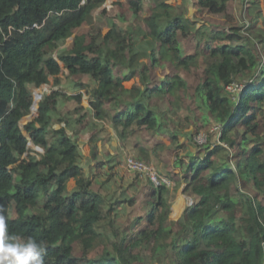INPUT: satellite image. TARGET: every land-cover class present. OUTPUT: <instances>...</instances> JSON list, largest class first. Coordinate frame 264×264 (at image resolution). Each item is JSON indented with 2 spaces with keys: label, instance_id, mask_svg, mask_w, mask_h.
Returning <instances> with one entry per match:
<instances>
[{
  "label": "trees",
  "instance_id": "1",
  "mask_svg": "<svg viewBox=\"0 0 264 264\" xmlns=\"http://www.w3.org/2000/svg\"><path fill=\"white\" fill-rule=\"evenodd\" d=\"M107 1L0 0V196L7 201L0 206L9 232L44 241L45 264H264V58L237 30L195 25L186 0H156L146 21L129 27L122 19L113 23L106 9L96 14ZM144 1L130 0L133 17L144 14ZM232 1L238 0H194L197 12L213 14H229ZM181 38H193L196 53L186 54ZM201 54L210 62L192 94L195 112L182 118L187 81L179 74L153 81L151 72L171 58L189 69ZM63 69L85 89L87 109L81 104L78 118L68 117L65 102L81 103L83 95L53 91L22 125L32 113L33 89ZM235 85L240 91L231 92ZM48 90L37 89L36 97ZM155 98L169 106L154 105ZM88 117L109 120L123 141L146 131L183 147L179 124L197 119L202 127L212 120L219 126L204 155L189 152L183 175L193 203L178 221L170 218L168 187L148 180L141 224L131 233L116 222L115 206L127 200L94 176L96 190L80 165L73 131L87 127ZM19 161L20 170L10 174Z\"/></svg>",
  "mask_w": 264,
  "mask_h": 264
},
{
  "label": "rangeland",
  "instance_id": "2",
  "mask_svg": "<svg viewBox=\"0 0 264 264\" xmlns=\"http://www.w3.org/2000/svg\"><path fill=\"white\" fill-rule=\"evenodd\" d=\"M186 2L187 16H191L195 25H212L214 28L222 29L229 33H232L231 30H237L248 39V43L254 44L256 53L264 58V2L256 4L253 0L232 1L229 3V14H213L206 10L199 13L194 0H186ZM168 3L177 4L181 3V0H168ZM144 5V14L133 17V13L130 10V0H109L104 3L101 9H98L96 14L102 9H106L113 19V23L121 25L120 19H122L126 27L130 25L137 26L141 22L146 21V17L150 15L156 5V0H145ZM78 34L79 32L68 38L67 44L72 42L74 36ZM181 42L186 54L196 53L197 45L193 38H181ZM243 42H246V39H243ZM209 62L210 58L205 54H201L198 61L193 62L189 69L184 70L178 67L171 58V60L165 62L164 66L160 65L151 72L153 81H159L160 78L166 75L174 76L175 74H179L187 81V90L182 91L186 95L185 103L181 104L180 114L182 118L187 115L191 116L195 112L192 94H194L198 83L203 80ZM116 73L120 74V71L116 70ZM49 80V84L43 85L49 87V90L45 91L43 96L53 91L74 97L80 94L83 95L81 103L75 100H68L63 107V114L77 119L78 113L76 109L81 107V104L86 109L88 107V97L85 95V89H81L77 81H74L65 69L59 75L50 76ZM80 81L86 82L88 78H80ZM133 81L134 79L126 82V86L130 87ZM39 88H34L33 91ZM229 90L237 92L240 91V87L235 85ZM234 98L236 99V96ZM153 103L160 108L169 106L167 99L155 98ZM79 112L83 113L81 110ZM32 116L34 117V115L25 117L22 120V125L28 123ZM88 119L90 124L87 127L79 124L76 127L77 131H73V137L77 141L82 155L80 165L93 178V186L96 190H101V188L95 182L94 176L99 177L101 183H104L105 186L113 189L120 201L127 200V202L119 203L115 206L116 209L112 216H116V222L128 232L133 233V229L141 224L142 217L147 214V201L150 199L151 185L149 181L151 180L149 176L146 174L139 175L137 172L129 170L126 165L128 158L142 161L153 167L159 176L172 183L168 187L169 193L167 196L170 205V218L173 221H178L183 215L185 208L189 206L187 196L190 195L186 192V181L183 175L185 164L190 161L189 152H193L197 156L204 155L207 140L215 141L217 136L220 135L217 133V124L212 120L210 125L202 127V123L197 119L193 120V125L190 127H188L186 121L182 123L183 127L179 124L183 128V132L179 135V141L184 144L183 147L180 143H177L178 140L172 142L167 136L152 135L146 131H143L140 137L129 136L128 139L123 141L111 127L109 120L101 121L93 118L92 123L90 117ZM262 124L264 134V118ZM195 127L199 128L200 132L196 133L194 131ZM194 133H196L195 136ZM197 145L201 146L198 147ZM31 147L37 149L32 144ZM142 148L148 152L149 160L144 157L146 154L141 152ZM37 150L41 151L40 149ZM233 160L235 158L230 155L228 159L230 166L234 165ZM181 161L182 164H177ZM98 163H102V165L97 167ZM9 168L11 169L10 172L17 169L20 170V161ZM111 195H108V197H111ZM131 199L134 200L133 205L128 202ZM9 208L10 205L8 206V212L11 209ZM13 214L14 209L10 217ZM139 219H141V222L137 225ZM104 241L105 239L102 237V243ZM100 253H102V245L93 251L92 256H98Z\"/></svg>",
  "mask_w": 264,
  "mask_h": 264
},
{
  "label": "clouds",
  "instance_id": "3",
  "mask_svg": "<svg viewBox=\"0 0 264 264\" xmlns=\"http://www.w3.org/2000/svg\"><path fill=\"white\" fill-rule=\"evenodd\" d=\"M26 157L24 156V158ZM8 219L7 209L0 206V264H45L46 243L42 240L37 241L33 237L10 233L8 230Z\"/></svg>",
  "mask_w": 264,
  "mask_h": 264
},
{
  "label": "built area",
  "instance_id": "4",
  "mask_svg": "<svg viewBox=\"0 0 264 264\" xmlns=\"http://www.w3.org/2000/svg\"><path fill=\"white\" fill-rule=\"evenodd\" d=\"M217 128H219V126ZM126 165L129 170L137 172L139 175L146 174L147 176H149L151 182L156 186L165 185L169 187L172 184L170 181L164 179L162 176H159L153 167L148 166L142 161L133 158H128L126 161Z\"/></svg>",
  "mask_w": 264,
  "mask_h": 264
},
{
  "label": "water",
  "instance_id": "5",
  "mask_svg": "<svg viewBox=\"0 0 264 264\" xmlns=\"http://www.w3.org/2000/svg\"><path fill=\"white\" fill-rule=\"evenodd\" d=\"M42 98V96H40L39 98H37L36 97V94H35V92H34V104H33V107H32V113L34 114L36 111H37V108H36V106H37V104H38V102L40 101V99ZM38 99V100H37ZM27 156V154L25 155V157ZM9 170H10V168H9ZM10 174H11V172H10ZM19 176H20V174H19ZM187 198H188V200H189V205H191L192 203H193V200H192V198L190 197V196H187ZM0 199L1 200H3V201H5L3 198H2V194H1V196H0ZM5 202H7V201H5Z\"/></svg>",
  "mask_w": 264,
  "mask_h": 264
}]
</instances>
